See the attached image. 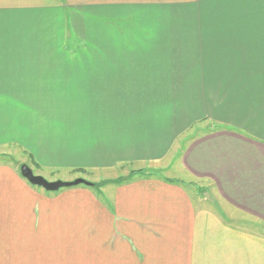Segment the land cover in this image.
<instances>
[{"label":"crops","instance_id":"crops-1","mask_svg":"<svg viewBox=\"0 0 264 264\" xmlns=\"http://www.w3.org/2000/svg\"><path fill=\"white\" fill-rule=\"evenodd\" d=\"M13 152L0 264H264V0H0Z\"/></svg>","mask_w":264,"mask_h":264},{"label":"water","instance_id":"water-1","mask_svg":"<svg viewBox=\"0 0 264 264\" xmlns=\"http://www.w3.org/2000/svg\"><path fill=\"white\" fill-rule=\"evenodd\" d=\"M21 176L27 180L31 185L38 186L47 192H55L62 188L75 187L79 185L89 186L91 182L82 178H76L72 181H48L40 175H36L26 164H22L19 167Z\"/></svg>","mask_w":264,"mask_h":264},{"label":"rangeland","instance_id":"rangeland-1","mask_svg":"<svg viewBox=\"0 0 264 264\" xmlns=\"http://www.w3.org/2000/svg\"><path fill=\"white\" fill-rule=\"evenodd\" d=\"M81 57H84V55H82ZM199 133H201L200 131L199 132H197V127L194 129V131L191 133V135H194V134H199ZM183 140V139H182ZM179 143H180V141H179ZM181 143H182V141H181ZM177 149V150H176ZM180 151H181V148L180 149H178V147H175V153H174V157H177V155L180 153ZM12 154H14L13 155V157L12 156H9V155H7V154H4V155H1L0 156V161L1 162H4V161H8L7 159H11V158H17L18 157V155H20V154H15V152H13ZM25 164V163H24ZM22 165V164H21ZM28 166V165H27ZM129 169H131L130 167H124L121 171H119V173L121 174L122 173V175L125 173V172H127ZM144 170H147L148 172L150 171H152V173H151V175H156V176H164L165 175V173L162 171V170H159V169H153V168H146V169H144ZM171 173H172V168L170 169V172H169V175H171ZM116 174H117V172H116ZM106 175V174H105ZM107 177L108 176H111V177H115L116 175H115V173H113V174H108V175H106ZM93 177H96L97 178V176H93ZM122 177V176H121ZM80 178H82V179H85L86 181H90V180H92L91 178H92V175L90 176H87V174H86V178H88V179H90V180H87L86 178H83V177H80ZM109 178V177H108ZM112 178V179H113ZM119 178V177H118ZM110 179V178H109ZM117 179V178H116ZM94 180V179H93ZM115 180V179H114ZM104 181H106V180H104ZM91 182V181H90ZM101 188L102 187H97V188H95V191H97L99 194H100V190H101ZM196 188V185H195V187H193L192 189H190V191L191 192H193V196L195 197V198H197L196 197V192L194 191V189ZM101 193H103V191H101ZM198 195H199V192H198ZM204 197L202 198V197H200V198H202V199H206V201L207 202H209L210 204H212V202H213V200L212 199H214V198H212L213 197V195L211 194V193H208V192H205V193H203L202 194ZM201 195V196H202ZM213 205V204H212ZM214 206V205H213Z\"/></svg>","mask_w":264,"mask_h":264},{"label":"trees","instance_id":"trees-1","mask_svg":"<svg viewBox=\"0 0 264 264\" xmlns=\"http://www.w3.org/2000/svg\"><path fill=\"white\" fill-rule=\"evenodd\" d=\"M151 173H152V171L151 172L150 171L148 172L147 170H144V169L131 170L129 172V174H128L127 177H119V178H117L115 180H112L110 182H108V181H102V182H98V183H92L91 182V185H89V186H84V185H79V186L90 187V188H97V187H102L106 183H113V184L118 185V184L123 183L125 180L129 179L130 177H132L134 174H140V175H143L145 177H148V176L151 175ZM171 181L172 182H176V183H181L185 188H188L189 191H190V189H192L196 185V188L194 189V191L196 192L197 199H202L204 197L202 194L205 193V192L210 193L209 188H207L205 186H202V185H199L198 183L197 184L196 183H186V182L180 181V180H171ZM198 192H199V195H198ZM190 193L193 196V192L190 191ZM200 197H202V198H200ZM212 200H213L212 204L216 208H218L217 201L215 199H212Z\"/></svg>","mask_w":264,"mask_h":264}]
</instances>
